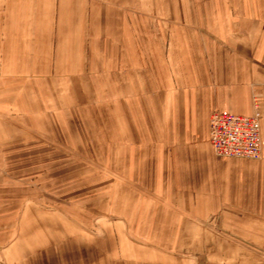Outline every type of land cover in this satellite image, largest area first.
I'll list each match as a JSON object with an SVG mask.
<instances>
[{
    "label": "crops",
    "instance_id": "1",
    "mask_svg": "<svg viewBox=\"0 0 264 264\" xmlns=\"http://www.w3.org/2000/svg\"><path fill=\"white\" fill-rule=\"evenodd\" d=\"M223 1L181 6L178 18H165L171 25L158 22L155 30L123 14L120 22L106 6L84 16L75 0L67 7L62 0H0V104L28 78H83V94L98 86L101 95L120 89L140 95L141 74L131 62L139 69L140 61L148 63L154 80L148 75L144 87L151 93L157 86L160 94L147 103L148 117L139 112L121 124L135 127L132 141L146 136L150 143L130 155L139 159L132 183L144 194H134L133 209L117 223L127 236L142 231L171 239L149 252L153 264L183 261L178 255L192 250L187 239L194 234L197 247L208 245L204 238L215 241L212 264H264V0ZM68 86L81 92L80 83ZM253 99L261 114V159L216 157L211 112L250 116ZM209 222L218 223V233ZM109 242L93 260L84 246L82 259L67 264H121L124 244Z\"/></svg>",
    "mask_w": 264,
    "mask_h": 264
},
{
    "label": "rangeland",
    "instance_id": "2",
    "mask_svg": "<svg viewBox=\"0 0 264 264\" xmlns=\"http://www.w3.org/2000/svg\"><path fill=\"white\" fill-rule=\"evenodd\" d=\"M75 1L77 13L84 16L106 6L120 22L123 14L129 23L144 21L155 30L158 22L171 25L165 18L170 14L178 18L181 6L211 5V0ZM70 2L62 0L60 6L67 7ZM139 64L143 70L131 62L141 74L140 95L134 90L131 96L126 95L121 89L116 94L101 95L98 86L83 94L88 79L67 77L28 78L21 88L13 86L11 93L7 91L6 103L0 104V264H67L82 259L84 246L91 247L93 260L108 241L124 244L123 261L127 262L121 264H153L149 252L171 240L149 239L142 231L127 236L117 223L133 209L134 194H144L132 183L139 159L130 155L139 146L150 144L146 136L144 141H132L129 132L135 127L121 124L126 118L139 117V112L148 117L147 103L156 100L152 95L160 94L157 86L151 93L144 87L148 75L151 82L154 77L148 63ZM69 82L80 83L76 89L81 92H69ZM254 103L255 99L253 110ZM137 106H144L142 112ZM208 225L218 233V223ZM196 236L187 239L194 245L189 247L192 250L178 255L183 261L165 260L167 264H212L210 251L215 241L204 238L208 245L197 247ZM153 240L155 245H150ZM132 242L141 251H148L137 254Z\"/></svg>",
    "mask_w": 264,
    "mask_h": 264
},
{
    "label": "built area",
    "instance_id": "3",
    "mask_svg": "<svg viewBox=\"0 0 264 264\" xmlns=\"http://www.w3.org/2000/svg\"><path fill=\"white\" fill-rule=\"evenodd\" d=\"M260 119L256 100L250 116L212 111L209 116V144L214 155L218 158L261 159Z\"/></svg>",
    "mask_w": 264,
    "mask_h": 264
}]
</instances>
